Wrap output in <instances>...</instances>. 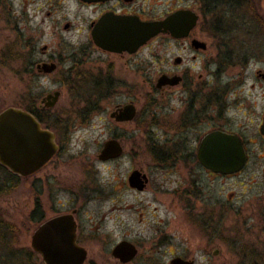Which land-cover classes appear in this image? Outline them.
<instances>
[{
    "label": "rangeland",
    "instance_id": "1",
    "mask_svg": "<svg viewBox=\"0 0 264 264\" xmlns=\"http://www.w3.org/2000/svg\"><path fill=\"white\" fill-rule=\"evenodd\" d=\"M38 1L0 0V112L8 107L26 108L30 100L40 102L47 94L60 91L59 102L45 119L57 133L62 149L48 167L27 181L12 180L0 169V230L6 234L4 241H13V250L24 259L30 258L31 264H44L31 248L32 235L42 220L30 215L34 194L45 219L78 211V239L88 251L85 264H123L112 251L124 240L139 250L128 264H168L170 252L194 257L197 264H264V141L258 131L245 133L252 143L250 161L242 174L205 180L203 208L195 210L194 215L207 209L209 218L215 217L207 228L201 227L173 192L176 184L172 180L186 178L170 175L167 165L155 162L167 159L173 150L176 139L170 120L175 114L171 107L177 105V99L172 93L177 96L180 90L158 91L156 80L153 84L141 83L133 63L126 65L124 59L93 49L89 24L102 8L67 2L60 13L47 16L46 10H38L34 4ZM244 3L253 15L258 10L256 18L264 24V0ZM138 4L146 11L145 17L151 19L178 8L200 7L198 0H139ZM220 15L224 14L219 13L218 18L223 17ZM214 20L209 16L210 22L205 25L201 17L196 33L209 47L201 60H192L194 53L189 52L187 67L198 83H209L202 93L209 94L210 104L216 105L223 117L235 119L236 131H244L248 120L264 110V79L258 77L259 71L264 73V47L252 45L254 50L247 55L246 65L216 64L220 49L213 36L218 34L213 29ZM68 21L72 23L70 31L64 29ZM259 35L264 40V30ZM27 43L37 47L33 58L46 60L53 56L62 68L46 77L28 73ZM44 46L48 47L46 55L41 51ZM176 52L171 42L162 38L151 49H144L136 60H142L144 74L150 73L155 79L170 69ZM80 53L93 57L79 65L86 75L59 82L64 70L72 65L68 56ZM108 61L117 64L116 74L126 77V84L107 82ZM101 74L106 78L99 79ZM236 93L245 96L243 104L236 102ZM210 94L214 97L209 98ZM131 101L138 110L134 121L119 124L110 118L118 105ZM209 130L205 127L187 136L194 145ZM111 139L120 141L124 153L118 159L100 161L98 155ZM135 169L150 178L143 192L129 186L128 178ZM196 201L193 205L199 207ZM7 228L14 229L13 234ZM216 249L219 258L212 255ZM0 253L6 254L7 247L0 246Z\"/></svg>",
    "mask_w": 264,
    "mask_h": 264
},
{
    "label": "water",
    "instance_id": "2",
    "mask_svg": "<svg viewBox=\"0 0 264 264\" xmlns=\"http://www.w3.org/2000/svg\"><path fill=\"white\" fill-rule=\"evenodd\" d=\"M84 2H105L107 0H82ZM199 16L191 10H179L162 20L143 22L137 17L116 16L113 13L103 15L93 29L95 44L111 52L128 51L133 53L146 45L159 34H171L174 37H187L197 26ZM197 49L207 48V43L194 40ZM44 72L51 73L55 64L41 66ZM264 79V73L259 72ZM179 78L163 75L156 88L176 85ZM62 93L56 91L47 95L43 105L54 108ZM137 107L133 103L118 107L110 118L118 123H130L137 117ZM264 135V124L261 128ZM58 145L55 133L43 127L30 112L20 107H8L0 113V164L16 175L27 178L44 168L57 154ZM124 153L118 139L107 141L98 159L110 161L120 158ZM198 157L201 163L210 170L223 175L240 172L247 163V155L241 139L233 134L215 131L207 134L199 147ZM147 177L135 170L129 176L132 188L143 190ZM73 211L52 218L40 225L34 232L31 248L44 264H85L88 251L77 241V222ZM112 255L123 264L130 263L138 255L137 247L122 241L117 244ZM173 264H191L182 259H175Z\"/></svg>",
    "mask_w": 264,
    "mask_h": 264
},
{
    "label": "flooded vegetation",
    "instance_id": "3",
    "mask_svg": "<svg viewBox=\"0 0 264 264\" xmlns=\"http://www.w3.org/2000/svg\"><path fill=\"white\" fill-rule=\"evenodd\" d=\"M138 1L139 0H107L105 2L88 3V2H84L82 0H39L38 3H34V4L38 5V10H42V11L46 10L47 16H51V15H55V14L60 13L64 8L63 5L67 2L68 3L73 2L76 4L82 5L84 7H89V8H93V9L102 8L98 17L95 20L91 21L89 24V30H90V36H91L90 42H91V46L93 47L94 50H97L98 52L103 53L105 55H109L110 57L113 56L116 58L118 57L121 60L124 59L126 65L133 63L132 65L135 66L134 73H135V76H137L136 78L140 79L141 83L142 82H145V83L148 82V83L153 84L154 80H156L155 88H156V84H157L159 78L163 75H167L171 78H173V77L179 78L180 81L176 85H171V86L169 85V86H166L162 89L156 88V90H158V91H163L165 89H167L168 91H170L172 89H175V90L178 89L180 91H179V95H177V96H175L177 93H172L173 94L172 97H174V100L177 99L176 100L177 105H172V107H171L172 108L171 112L175 114V117H171V120H170L171 121L170 122L171 123V129L174 131V138L176 139L174 141V143H172L174 146L173 150L171 151L170 157H168L167 159H165V158L155 159V162H156V164L167 165L169 168V171H170V175H175V176L179 177V174H182L186 178L184 181H181L180 178L175 180V181L172 180V182H174L176 184L173 192H175V194L178 195L180 197V199L183 201L187 211L189 212L188 214H190L191 216H194L195 219L197 220L198 224L201 227L205 228L207 225H210L213 223V220H214L213 218L215 216L210 215L211 217L209 218V213H208L209 211H207V209L203 210L201 214L199 213L197 215H194L195 210H197L198 208L199 209L203 208V206H202L203 200L202 199L204 197L205 188H207L205 180L207 178H209L212 181H217V180H222L224 177H227V178L228 177H235V176H239L240 174L243 173V171L248 166L249 161H250L249 144L252 143V141L249 138H247L246 134L248 132H250L251 130H254V131L257 130L259 133L260 139L264 141V135L261 133V128L264 124V110L261 113H259V115H256V116L253 115L252 118L248 120V122L246 123L247 125H245L246 129H244V131H236L234 128L235 119L234 118L229 119V118L223 117L222 111L219 110V108L216 109V107H217L216 105L210 104L212 99H208L209 94H207V93L203 94L202 93V92H204V88L207 87L209 85V83L207 81H204L200 84L197 82V80H195L193 78L191 70L187 67L188 62L190 61V57H189L188 53L189 52L194 53L191 57L192 60H195V61L201 60L203 57V53H206V51L209 47L207 44L206 49H202V48L197 49L193 45L194 40H199V41L204 42L203 39L198 35V33H196V28L199 24V21L202 17V14H203L202 13V2H200L198 0L200 3L199 9H192L189 6L186 8H178V9L172 11L171 13H168L166 16H163V17L157 18V19H151V18L145 17L146 11L143 9V7L141 5L138 4ZM179 10H191L199 16V21H198L197 26L189 33V35L187 37L177 38V37L172 36L169 33L168 34H159L158 36L151 39L146 45L140 47L137 51H135L133 53H130L128 51L111 52L108 50H104V49L100 48L99 46H97L93 40L92 32H93L94 27L96 26V24L98 23L100 18L107 13H113L116 16L137 17L143 22H149V21L162 20L165 17H167L168 15H170L174 12H177ZM0 18H1V14H0ZM64 29L67 31H70L72 29V23L70 21L66 22V24L64 25ZM162 38L168 39L177 52L174 55V57L172 58V66H170V69H168L167 71L166 70L162 71L161 73H159L157 78L152 79L150 73L144 74L142 60L138 61V60H136V58L142 53V51L144 49H146V48L151 49L152 44L157 42L159 39H162ZM27 47H28L29 53H30L29 66L27 68L28 73L35 74L36 77H42V76L46 77V76L53 75V74L57 73L60 70V68H62L61 67L62 64L54 61L53 56H50L46 60L40 59V58L39 59L33 58L34 53L37 50L36 45L33 46L32 44L27 43L26 48ZM47 49H48L47 46H44L41 48L43 55H46L48 53ZM83 54L85 55V52H83ZM83 54L80 53V56H78V55L68 56L69 59L72 60V65L70 67H68L67 70H64V72H63L64 76L62 78H59V82L66 83V82L71 81V80L75 81L77 78L79 79L81 76L86 75V73H83L84 71L80 69L81 66H79V65H82L83 63H85L86 59L92 60L93 57H92V54L89 56H84ZM86 55H88V54H86ZM204 58H205V56H204ZM100 59H102V58H100ZM205 63H206V58H205L204 64ZM44 64H55L56 69L51 73H46L41 68V66ZM107 64H108L107 73H105L106 77L108 79L107 82L112 81L119 86L126 84L127 78L121 77L119 74H116V69H118L117 64L115 62H111V61H108ZM216 64L221 65V63L218 61L216 62ZM259 72H261V71H259ZM259 72H258V74H259ZM100 76L101 77H99V79L106 78L103 76V74H101ZM258 77H259V75H258ZM259 78H261V77H259ZM200 79H202V75H200L199 80ZM261 79H263V78H261ZM49 94H51V93H49ZM49 94H47V95H49ZM236 96H238V99L236 101V102H238V104H243V101H246L245 96H239V93H236ZM45 97H43L40 100V102L38 101V99L30 100L28 102L26 108H23V107H20V108H23L24 110L33 114L39 120V122L43 125L44 128L49 129L55 133L56 143L59 147L58 152H57L56 156L44 168H42L36 174L31 175L27 178H23V177L16 175L11 170H9L8 168H6L0 164L1 171L5 172L7 174V176L10 177V179H12V180L27 181V180L32 179L34 176H36L41 171H43L46 167H48V165H50L52 163V161L61 152L62 148H61V145L58 141L57 133L55 132V130H53V128L51 126H47V124H45L43 122V121H47L45 119V114L48 111L53 109V108L48 109L43 105L42 100ZM211 97H214V94H210L209 98H211ZM130 103H133V101H131ZM121 106H124V105H118L116 107V109L118 107H121ZM39 114H40V118H42V119L39 118ZM255 117H257V119H255ZM116 123H118V122H116ZM119 124H123V123H119ZM205 127L209 128L210 130L206 134H204L203 136H199L197 138L198 141L196 140L194 142V145H192L190 138L187 136V133L189 134L192 132H198V131H201ZM215 131H222V132H225L228 134H233V135L238 136L241 139V142L243 144V147H244L246 155H247V163H246L245 167L240 172L232 174V175H223L220 172H215L213 170L208 169L207 167H205L201 163V161L198 157V151H199L200 144H201L203 138L207 134H209L211 132H215ZM181 166H183V167H181ZM135 170H138L142 174L146 175L147 179L145 181V187L143 190H138L136 188H132L130 186V184H129V186L133 190L143 192L149 187L150 178L142 170H139V169H135ZM128 183H129V181H128ZM221 194L222 193L220 191L219 195H221ZM31 195H33V197H34L33 209H32L31 214H30L32 217L35 216L34 212L36 211L37 203H39L41 206L40 217L42 220H41V223L38 225V227L40 225H42L44 222H46L52 218L60 216V215H57V216H54L52 218L45 219L44 213L42 210L41 202L35 200L34 194H31ZM193 201L199 202L200 206L198 207V205H196V204L193 205ZM73 211H76V213L74 214V217H76L78 211L77 210H73ZM71 213H67V214H71ZM61 215H64V214H61ZM75 220H76V218H75ZM215 224H217V221H215ZM215 226L218 227V225H215ZM77 241L79 243L78 224H77ZM124 241H127V240H124ZM161 242L162 241H159V243H158L159 246H160ZM201 242H204V244H207V241H201ZM208 242L213 243L216 241H208ZM220 242H223V241H220ZM203 250H204V248H203ZM138 253H139V250H138ZM219 254H220L219 249H216V250H214V252H212V255L215 256V258H219ZM170 255L171 256H170V260H169L168 264H173V261L175 259H182V260L189 262L191 264H197L196 259L194 257H190V256H187L184 254H177L175 252L174 253L170 252ZM38 257H40V256L38 255ZM215 264H220V262H216Z\"/></svg>",
    "mask_w": 264,
    "mask_h": 264
},
{
    "label": "trees",
    "instance_id": "4",
    "mask_svg": "<svg viewBox=\"0 0 264 264\" xmlns=\"http://www.w3.org/2000/svg\"><path fill=\"white\" fill-rule=\"evenodd\" d=\"M202 2V16L205 25L208 24L209 16L215 18L212 22L213 29L220 35L215 34L218 51V59L223 66L246 65L249 60L247 55L252 52L254 45L256 48L264 47V40L261 39L259 32L264 30V24L260 19L256 18L260 14L256 10L257 15H253L244 3L246 0H199ZM223 8V11L219 9ZM250 11V12H249ZM223 17H219L218 15ZM250 14V15H249ZM262 29V30H261ZM225 48V50L223 49ZM222 50L225 51L223 55ZM238 50V52H237ZM250 50V51H249ZM225 56V57H224ZM245 58V59H244ZM40 118V114H39ZM42 119V118H40ZM47 126L50 124L43 121ZM41 206L39 203L36 205L34 212L37 219L40 217ZM1 220V218H0ZM0 221V228L2 227ZM11 234L14 229L7 228ZM6 234L0 230V246L7 247V253H0V264H31V259H24L20 253L13 250V241H4ZM14 235H12L13 237Z\"/></svg>",
    "mask_w": 264,
    "mask_h": 264
},
{
    "label": "bare ground",
    "instance_id": "5",
    "mask_svg": "<svg viewBox=\"0 0 264 264\" xmlns=\"http://www.w3.org/2000/svg\"><path fill=\"white\" fill-rule=\"evenodd\" d=\"M127 209H129V207H127Z\"/></svg>",
    "mask_w": 264,
    "mask_h": 264
}]
</instances>
